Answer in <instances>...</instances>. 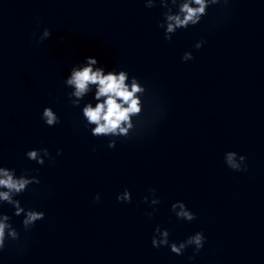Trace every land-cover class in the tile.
<instances>
[{"label": "water", "instance_id": "95a60500", "mask_svg": "<svg viewBox=\"0 0 264 264\" xmlns=\"http://www.w3.org/2000/svg\"><path fill=\"white\" fill-rule=\"evenodd\" d=\"M163 11L144 0H0V167L39 179L14 199L45 214L26 231L0 202L19 234L0 264H264V0L211 5L171 42ZM86 57L145 86L128 138L90 134L81 108L94 106V88L72 106L64 79ZM45 107L60 123L41 120ZM40 148L53 158L43 165L25 156ZM229 151L247 171L226 166ZM125 189L131 203L116 199ZM148 189L159 204L142 201ZM177 201L193 221L176 218ZM157 226L176 243L202 232L204 245L154 248Z\"/></svg>", "mask_w": 264, "mask_h": 264}, {"label": "clouds", "instance_id": "9594fccd", "mask_svg": "<svg viewBox=\"0 0 264 264\" xmlns=\"http://www.w3.org/2000/svg\"><path fill=\"white\" fill-rule=\"evenodd\" d=\"M227 4L228 0H144L146 8H153L159 3L164 9L163 19L158 23V27L162 28L164 39L171 42L172 35L178 29H186L190 26L197 25L201 18L207 15V9L211 5L219 3ZM173 8L176 9L173 12ZM39 23V22H38ZM51 35L49 29L45 28L36 40L38 45L43 40ZM35 37V32L33 33ZM205 43L204 40H199L195 43L194 48L200 49ZM182 61L193 59L190 52H185ZM97 60L94 57H86L81 64L74 65L64 79L66 87L72 90L67 93V96L73 107H79L81 100L94 90L93 100L84 103L81 108L82 117L85 121V126L90 127V134L93 137H125L134 131L136 125L133 122L134 117L140 116L142 112L141 97L145 95L146 89L136 77H130L129 73L124 70L120 71H105L103 67L97 66ZM41 120L49 126H55L60 123L57 114L50 107H45L41 113ZM116 139L108 141V148H114ZM61 154V150H57V155ZM25 156L30 161H35L39 165H43L45 158L53 159L46 148L31 149L25 153ZM226 166L233 171H247L246 158L243 155H237L236 152L229 151L224 155ZM36 171V170H34ZM40 181L36 176L28 175L27 170H23L20 176H16L14 169L0 167V202L7 203L14 208L13 215L21 216L23 228L29 230L36 221L44 219V212L32 209H25L21 206L20 201L14 199V196L20 195L27 190L30 184H39ZM153 198H142L144 203L150 205L159 204V199L155 198V190L148 189ZM99 195L93 197L94 202H98ZM118 202L131 203V194L125 189L116 197ZM171 210L174 212L178 220L193 221L196 217L185 204L177 201L171 205ZM155 209H153V212ZM153 213H147L151 216ZM10 217L6 214H0V250L5 248V241L18 240L19 234L15 228L9 223ZM169 232L167 229H161L157 226L154 229V235L151 238V245L154 248L167 246L171 253L182 255L188 247H193L194 255L203 247L205 237L202 232L187 237L185 240L176 243L170 242ZM193 257H189L191 260Z\"/></svg>", "mask_w": 264, "mask_h": 264}]
</instances>
